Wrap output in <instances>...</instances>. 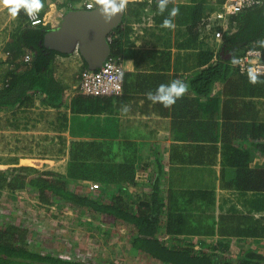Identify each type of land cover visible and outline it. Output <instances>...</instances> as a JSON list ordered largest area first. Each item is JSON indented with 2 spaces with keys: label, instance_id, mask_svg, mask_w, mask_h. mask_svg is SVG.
<instances>
[{
  "label": "trees",
  "instance_id": "1",
  "mask_svg": "<svg viewBox=\"0 0 264 264\" xmlns=\"http://www.w3.org/2000/svg\"><path fill=\"white\" fill-rule=\"evenodd\" d=\"M76 1L80 0H69V3ZM224 1L190 0V3L176 4L175 0H168L167 8L163 13L159 11L156 0H153L149 5L154 19L160 26L166 17L172 19L178 30L175 36V46L187 49L196 45L197 37H200V24L203 22V17L207 16L209 11L222 5ZM134 3L127 7L124 22L130 21L131 18L137 21L145 15L148 2L143 0ZM172 8H178L179 12L176 16L169 17ZM43 19L45 18L43 17ZM59 20L62 21L61 16ZM231 21L235 30L225 35L215 61H212L214 58L212 49L198 53V65L201 66V69L194 76L195 82L192 85L197 88L198 92L208 93L214 82L226 81V91L232 94L229 101L233 103L235 110L230 109L227 122L232 123L234 127L226 126L225 139L234 141L236 133L244 128L247 130L250 126L253 129L248 134L253 135V138H262L263 145H260L259 148L264 152V118L262 121L259 119L260 113L264 111V75H258V81L250 83L248 74H242L232 65L237 57L252 47L262 51V60L264 61V1L261 4L247 7L234 15ZM123 23L110 33L113 38L112 54L122 58L133 57L138 66L137 57L142 55L143 51L130 46L128 33L125 35L123 33ZM48 24L34 27L24 16L20 17L19 23L10 33L2 48L9 54L2 62L4 67L2 65L0 67V111L9 106H22L27 111V108L33 106L37 95L48 97L49 102H58L61 98L66 86L55 76L54 63L56 55L67 56L68 53L49 50L40 44L44 41L46 33L53 29ZM204 26L205 22L201 24V27ZM182 27L190 33V37L186 36L179 42ZM171 28L166 27V30L170 32ZM171 40L174 42L171 37H159V43L166 48L160 51H148L143 57L145 59L143 62L152 61V73L148 76L150 79H155L156 87L161 85L160 81L174 76L168 71L170 72L172 68L176 71L172 63V53L167 49L173 47ZM26 52L32 54V59L29 62H25L23 59ZM84 63L82 70L87 67L85 60ZM133 74L125 73L124 90L132 88L127 80ZM138 76L146 77L144 74ZM80 98L82 101L86 100L87 102L88 100L82 96ZM255 98L262 100L261 105L260 101H255ZM174 104L185 107L192 106V103L182 98L177 99ZM189 113L187 122L196 120L195 110L191 109ZM176 114L173 115V123L183 128V125L187 124V119L182 122L181 115ZM211 124L212 122L208 121L205 125L211 126ZM234 128L235 133L233 132ZM227 151L226 149L223 155ZM139 153L138 147L133 142L125 140L73 141L69 147V160L65 173L52 170L39 173L37 168L32 165L19 164L20 157L17 155L1 156L0 164H5L7 167L0 169V197L5 190L16 192L25 188L34 189L38 192V198L43 204H56L61 207L63 202H69L74 207L93 212L99 217L102 224L129 225L131 231L133 230L132 247L159 260L162 264H235L237 261L240 264H264V255L252 251H248L245 258L233 261L234 259L221 254L222 251L218 249L216 243L206 241L194 243L181 240L176 244L168 245L162 241L159 230L163 222L161 215L164 212L165 203L157 186L158 183L154 185L153 194L142 200L137 209L131 201L133 197L125 195L127 191L124 192V188L128 185H135L136 173L142 159ZM234 154L237 157L236 166L240 172H244L245 180L239 181L240 184L246 189L264 190V165L244 169L248 165L243 159L239 161L241 158L239 155L243 154L242 151L235 147ZM92 182L97 184V188H90ZM71 183H74L76 187L82 183L85 190L80 191V188L75 190L70 187ZM114 187L116 188L113 189ZM199 192L208 193L192 191L189 202L183 203L182 208H180L181 204L174 201L175 196L171 195V203L169 201L166 207L167 212L165 211L167 219L164 220L169 234L184 235L186 233V229H179L178 226L187 224L189 218L187 211L196 207L191 206L193 200L197 202L201 200ZM190 221L197 222L192 219ZM100 227L104 226L100 225ZM26 233L24 228L14 223H6L0 227V264H92L87 261L59 257L51 253L35 252L27 246Z\"/></svg>",
  "mask_w": 264,
  "mask_h": 264
},
{
  "label": "crops",
  "instance_id": "2",
  "mask_svg": "<svg viewBox=\"0 0 264 264\" xmlns=\"http://www.w3.org/2000/svg\"><path fill=\"white\" fill-rule=\"evenodd\" d=\"M145 1L149 5L153 0ZM189 1L175 0V3H190ZM134 2L126 0L125 10L127 11L130 4L134 5ZM42 5L39 13L46 19L45 24L49 23L48 25L53 29L58 27L62 8H57L56 0H42ZM148 5V8H145V15L140 20L134 21L131 18L130 21H123V33L124 35L128 33L130 46L143 51V54L137 57L139 67L133 57L120 56L125 73H134L127 80L132 88L124 90L121 95L87 96L80 88L81 74L85 70H82L85 63L81 54L75 52L76 55H80V61L76 62V65L70 63L72 66L70 69H74L77 75L78 70L75 68L77 65L81 66L80 78L78 76L74 84L57 72V67L62 61L67 66L69 58L75 57L74 53L67 56L56 55L55 76L65 84L66 88L58 102H49L48 97L37 95L33 106L27 108L30 115L23 114L19 117L20 120L9 125L11 136L14 135L12 139L15 144L12 147L18 148V145L27 138L36 140L35 147H48L49 143L56 141L55 147L68 148L64 156L68 161L69 147L73 141L116 139L133 142L139 149V156L142 157L141 165L138 166L135 185H128L124 188V192L127 191L125 195L133 197L131 201L137 209L142 200L153 194L154 185L158 183L157 186L165 203L161 215L163 222L159 230L162 241L168 245L176 244L181 240L216 243L218 249L222 251L221 254L234 259L233 261L245 258L248 251L264 255V190L246 189L240 184L239 181L245 180L244 172H240L236 166L237 157L234 154L235 147L242 151L239 161L243 159L248 165L244 169L261 167L264 165V152L259 146L263 145V140L248 134L253 129L250 126L247 130L244 128L236 133L234 141L225 139L226 126H233L232 123L227 122L230 109L235 110V106L229 101L232 94L226 91V81L214 82L208 93L198 92L192 85L195 82L194 76L201 69L198 65V53L212 49L214 53L212 61H215L225 35L233 32L235 28L233 24L226 25L224 37L218 39L215 31L222 30V27L206 23L201 27V23L200 37H197L196 45L181 49L175 46V36L178 31L175 24L168 32L166 27H161L154 19L151 6ZM212 11H209V14ZM24 16L26 14L21 9L16 16L15 26L19 23L20 17ZM11 32H1L5 44ZM189 35L190 33L182 27L179 42L186 36L190 37ZM159 37L173 39L174 42L171 40L173 47L167 49L172 53V63L176 68V71L173 68L168 71L174 76L160 81V84L167 82L169 84L177 79L184 81L188 88L180 98L192 103L191 107L180 104L165 107L159 102L148 99L147 94L155 92L157 87L155 79H150L148 76L152 73V61L143 62L145 60L143 57L148 51H160L166 48L159 43ZM123 38L126 39L124 36ZM86 68L89 69L88 66ZM139 74H144L146 77H140ZM80 96L87 98V102L82 101ZM255 101H260V105L262 103L258 98H255ZM125 108L127 111L124 110ZM19 109L26 108L9 106L3 111H15L12 117L14 119ZM191 109L195 110L197 117L193 122H187ZM175 113L181 115L182 122L187 119V124H184L183 128L173 123ZM261 113L260 121L264 118V114ZM208 121L212 122L211 126L205 125ZM233 132L235 133V128ZM226 149L227 157L226 154L223 155ZM20 161L22 165L36 166L38 159L27 157L20 158ZM64 168L61 173L66 172ZM196 190L208 193L199 192L201 200L198 202L193 200L191 206L196 207L187 211L189 212L187 224L178 226L179 229H186V233L169 234L164 220L167 219L166 207L169 201L171 203V195L175 196L174 201L181 204L180 208H182L183 203L189 202L190 193ZM190 219L197 222L193 223ZM237 262L235 264H240ZM159 263L162 264L160 261Z\"/></svg>",
  "mask_w": 264,
  "mask_h": 264
},
{
  "label": "rangeland",
  "instance_id": "3",
  "mask_svg": "<svg viewBox=\"0 0 264 264\" xmlns=\"http://www.w3.org/2000/svg\"><path fill=\"white\" fill-rule=\"evenodd\" d=\"M61 2L65 4L64 0ZM56 4L57 8H60L58 1ZM16 22L17 17H12L7 8L0 5V31L11 32L15 28ZM3 39V33H0V67L1 65L4 67L2 62L5 60L2 57V48L5 46ZM74 55L75 57L69 58L67 66L62 61V64L57 67L58 74L72 84L76 83L81 70V66L77 65L75 68L78 70L77 75L74 69H70L72 67L70 63L76 65V62L81 58L75 52ZM25 111L26 109H19L14 119L12 117L15 111H0V157H10L13 154L20 158H35L38 161L34 167L39 173L47 170L63 172L62 168L67 161L64 156L68 148L55 147L56 141L49 143L48 147H35L36 140L27 138L18 145V148L12 147L15 144L14 135L11 136L9 125L20 120L19 117L23 114L24 116L30 115L29 110L27 114ZM59 150L61 151L59 152ZM19 162L21 164L20 160ZM6 167L5 164L0 165V169ZM83 185L85 184L83 183ZM70 187L75 190L79 188L80 191L85 190L82 183L78 184V187L71 183ZM6 223L18 224L24 228L27 232V246L35 252L51 253L59 257L87 261L92 264H160L159 261L153 260L155 258H150L148 254L141 253L132 247L133 230L131 231L129 225L102 224L96 214L80 207H74L69 202H63L61 207L56 204H43L38 198V192L34 189L25 188L16 192L3 191L0 197V227ZM100 225L104 227L101 228Z\"/></svg>",
  "mask_w": 264,
  "mask_h": 264
},
{
  "label": "built area",
  "instance_id": "4",
  "mask_svg": "<svg viewBox=\"0 0 264 264\" xmlns=\"http://www.w3.org/2000/svg\"><path fill=\"white\" fill-rule=\"evenodd\" d=\"M263 0H225L224 3L218 6L210 14L203 17L202 21L206 24H216L223 29H217L215 36L220 39L225 35L224 27L228 24H233L231 18L242 12L247 7L261 4ZM80 7L86 9L95 8L96 4L93 0H86L84 3L79 2ZM28 20L33 26H39L42 23V17L39 12L34 16H28ZM202 22V23H203ZM110 42L113 41L112 36H108ZM7 51L4 55H8ZM263 53L260 49L252 47L246 52L237 57L232 65L236 67L241 73L247 74L249 68L256 69L258 75H264V61L262 60ZM25 62L32 59V54L26 52L23 56ZM125 67L121 61L120 56L111 54L102 64L101 67L95 70L85 68L80 79L81 91L86 95L91 96H109L121 95L124 90V76ZM91 189L97 188V184L92 182Z\"/></svg>",
  "mask_w": 264,
  "mask_h": 264
},
{
  "label": "water",
  "instance_id": "5",
  "mask_svg": "<svg viewBox=\"0 0 264 264\" xmlns=\"http://www.w3.org/2000/svg\"><path fill=\"white\" fill-rule=\"evenodd\" d=\"M93 9L71 8L67 10L60 25L46 33L42 46L49 50L72 54L79 51L90 70L98 69L112 54L108 38L111 31L119 27L125 18L126 10L106 20L97 10L106 0H94ZM157 2V0H156Z\"/></svg>",
  "mask_w": 264,
  "mask_h": 264
},
{
  "label": "clouds",
  "instance_id": "6",
  "mask_svg": "<svg viewBox=\"0 0 264 264\" xmlns=\"http://www.w3.org/2000/svg\"><path fill=\"white\" fill-rule=\"evenodd\" d=\"M56 1L60 3L59 4L60 6L58 5V7L62 8L60 12L61 13L60 16L62 18L65 12L71 8H85V7L78 6L79 2L84 3L85 2L84 0L76 1L75 3H69V0H64L65 4H62L63 2H61V0H56ZM131 1L138 2V1H143V0H131ZM167 4H168V0H157V7L161 13H163L165 9L167 8ZM0 5L6 7L8 13L12 17L17 16L21 9H23L24 13L26 14V17L27 15L30 17L34 16L39 12V10L43 6L42 0H0ZM125 7H126V0H106L104 4L98 5L97 10L101 13V15L105 17L106 20H112L114 17L120 14L124 10ZM178 12H179L178 8H172L169 13V17L176 16ZM40 16L42 17L41 14ZM45 22H46V19H43L40 25H45ZM39 26H34V27H39ZM161 26L170 28V27H174V24L171 18L166 17L163 20V23ZM75 52L78 53L79 51L76 50ZM5 53L6 52L3 51L2 57L5 56L4 55ZM247 74H248V79L250 83H256L258 81L259 77H258V72L256 69L249 68ZM187 88H188V85L184 81L177 79V80H173L169 84L159 85L157 89L155 90V92H149L147 95H148L149 100L153 102H159L163 106L168 107L174 104L177 101V99L182 97L183 94L186 92ZM124 110L127 111V108H125Z\"/></svg>",
  "mask_w": 264,
  "mask_h": 264
},
{
  "label": "flooded vegetation",
  "instance_id": "7",
  "mask_svg": "<svg viewBox=\"0 0 264 264\" xmlns=\"http://www.w3.org/2000/svg\"><path fill=\"white\" fill-rule=\"evenodd\" d=\"M0 33H1V31H0Z\"/></svg>",
  "mask_w": 264,
  "mask_h": 264
}]
</instances>
